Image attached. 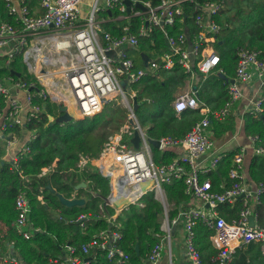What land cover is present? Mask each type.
<instances>
[{
    "label": "built area",
    "instance_id": "built-area-1",
    "mask_svg": "<svg viewBox=\"0 0 264 264\" xmlns=\"http://www.w3.org/2000/svg\"><path fill=\"white\" fill-rule=\"evenodd\" d=\"M99 1L95 0L89 16L82 18L81 5L84 0H39V13L32 11L25 0H18L19 6L14 0H6L8 12L15 17L16 23L0 21V50L9 46L7 53H0L4 63L2 67H8L17 55H21L28 72L34 74L40 84V90L34 92L29 84L17 80L12 74L0 75V169L9 164L13 171H18L24 182L16 197L18 215L13 226L26 239L35 233L29 219L31 178L23 173L20 166L30 151V141L37 136V131L27 126L33 120L41 121L44 114L43 106L34 101L37 93L45 100L66 106L74 118L101 113L108 100L120 97L127 120L109 135L98 157L81 153L77 163L80 172L87 166H94L108 179L110 192L100 207L103 210L109 206L115 210L107 217L110 225L83 244V253L107 250L109 258L118 257L120 262H127L130 255L117 244L122 234L112 228L116 226V217L131 204L143 205L140 201L149 192L155 193V198L167 212L169 203L163 184L184 179L185 192L203 202L182 215L190 264H204L195 243L196 225L200 220L213 230L211 241L217 249L213 257L216 264H232L234 253L242 244L259 243L264 254V223H260L255 209L256 205L262 203L264 183L249 181L245 162L249 149L241 147L234 156L229 171L234 183L230 187L216 191L211 178H202L203 174L216 170L226 156V152H218L210 158V163L206 162L214 147V140L210 136L212 118L226 120L234 103L244 97L243 86H250L256 79L264 83V56H261V51L250 48L239 50L233 78L235 82L231 83L229 79L228 97L214 113L209 114L189 81L187 88L177 95L173 106L178 114L191 108L199 109L206 115L184 137L163 136L157 139L161 150L174 146L183 149L171 162L159 165L153 159L150 137L136 116L133 98L137 90L131 86L143 76L163 68L170 69L176 63L190 73V80L196 76L195 67L206 76L218 70L221 59L215 44L221 32L230 27V23L223 20L227 0H160L158 3L132 0L130 13L124 0H105L104 7ZM137 3H141L143 8L138 7ZM111 9L120 12L114 19L127 21L121 36L104 30L98 21V14L102 10ZM187 13L197 29L194 36L190 26L186 25ZM133 18L137 19L135 30L131 21ZM157 29L168 42V50L154 58L148 55L150 61L147 66L136 65L128 48L139 49L141 55L145 54L140 48L141 40L151 37ZM172 29L176 32L171 33ZM35 42L42 43V52L32 60L28 53ZM219 71L224 73L222 69ZM123 80L127 82L126 87L122 86ZM263 100L262 97L251 100L247 112L255 116L264 113ZM137 130L141 136L138 148L133 142ZM248 138L253 153L264 155L260 137L249 135ZM56 165L57 160L50 166L42 167L38 176H46L55 170ZM239 198L243 200L239 217L228 220L220 215L217 210L220 204H233ZM38 199L44 203L43 194ZM85 217L82 214L78 219ZM168 220L167 215L162 225L165 231L169 230ZM163 249L162 242L157 243L146 262L138 264L157 263ZM63 254L62 258L55 259L57 264H88L77 254L75 246H67ZM0 264H21V259L16 253L2 252Z\"/></svg>",
    "mask_w": 264,
    "mask_h": 264
},
{
    "label": "trees",
    "instance_id": "trees-1",
    "mask_svg": "<svg viewBox=\"0 0 264 264\" xmlns=\"http://www.w3.org/2000/svg\"><path fill=\"white\" fill-rule=\"evenodd\" d=\"M25 1L31 9H35L38 4L37 0ZM152 1L158 3L160 0ZM223 12V20L228 21L230 27L221 32L215 44L221 59L218 70L206 76L195 67L198 98L208 103L211 108H219L225 103L229 79L235 77L241 48L260 50L261 56H264V0H227ZM119 13L118 9L103 12L104 16L113 18L103 24L104 30L114 36H121L123 26L127 23L126 20L114 19ZM187 15L186 25L190 26L194 36L197 29L188 13ZM1 20L16 23L15 17L8 12L6 0H0ZM131 21L135 30L137 19L133 18ZM175 32V29L171 30V33ZM140 48L151 58L168 50L163 33L159 29L151 37L141 40ZM2 60L3 58H0L1 76L12 74L17 80L29 84L34 92L40 90V84L34 74L28 72L21 55H17L8 67H2ZM189 80L190 73L176 63L170 69H160L132 84L131 88L137 90L138 108L135 113L150 138L184 137L196 122L205 117L199 109L191 108L178 115L173 106L177 94L184 90ZM262 96L264 99V85ZM34 101L43 106L44 114L41 121L33 120L27 126L31 130L35 129L37 136L30 141V151L22 159L20 169L31 178L28 193L31 207L29 219L35 233L30 239H26L13 226L18 215L16 197L24 182L17 170L13 171L9 164H5L0 169V235L4 234L3 237L0 236V253H16L21 259V264H57L55 259L62 258L66 247L72 245L88 264L145 263L153 247L162 241L166 233L162 228L165 216L168 215L169 220H179L183 213L194 205L195 199L185 192L184 179H175L163 184L169 203L167 212L163 204L155 198V193L149 192L140 201L143 205L131 204L116 217V226L112 228L122 234L117 244L130 255L127 262H120L118 257L109 258L107 250L98 249L90 254L83 253V244L110 225L107 217L114 214L115 210L109 206L103 210L100 207L110 192L108 179L94 166H87L80 172L77 163L81 153L94 158L99 156L109 135L124 123L115 118L114 112L120 107L109 101L101 113L59 122L57 118L61 113L57 103L43 99L38 93ZM243 120L245 133L258 135L264 147V113L255 116L247 112ZM235 128V115L230 116L227 121L212 118L214 138L222 137ZM180 148L174 146L161 150L153 147L154 162L159 165L171 162L179 155ZM236 153L237 150L227 151L218 168L207 174L213 181L214 190L222 191L224 187H230L234 183L229 171ZM55 160V170L39 177L38 173L42 167L52 165ZM248 174L251 183H264V155H252ZM82 182L87 183V187L78 189ZM49 184L56 193L47 188ZM40 194H43L44 203L38 199ZM58 194L69 199L84 197L86 203L67 206L60 201ZM261 201L257 209L264 214V193ZM242 207L243 200L239 198L233 204H220L217 210L220 215L232 220L239 217ZM82 214L86 217L78 219ZM196 233V247L204 264H216L213 257L217 249L211 241L213 230L200 220L196 225ZM89 257L91 259H88ZM233 264H264L261 246L255 243L247 245L246 250L236 255Z\"/></svg>",
    "mask_w": 264,
    "mask_h": 264
},
{
    "label": "crops",
    "instance_id": "crops-1",
    "mask_svg": "<svg viewBox=\"0 0 264 264\" xmlns=\"http://www.w3.org/2000/svg\"><path fill=\"white\" fill-rule=\"evenodd\" d=\"M38 1L39 0H37L38 4L35 7V9H32V11H34L35 13L41 12L40 2H38ZM94 1L95 0H85L82 3V5H81L82 18H87L88 17V13L90 11L89 9H92ZM14 3L17 6H19L18 0H14ZM99 3H100L101 6H103V7L105 6V0H100ZM87 4L89 5L88 9H86L87 8V6H86ZM90 5H91V8H90ZM103 12H104V10H102L98 14V21L101 22L102 27H103V24L105 22L111 21L113 19L112 17L104 16ZM103 29H104V27H103ZM145 55H148V54H145ZM141 57L143 58V55H141ZM142 62H143V59H142ZM189 81L191 82L192 87H193V89L196 92V96H198L197 95V90H196L197 87H198V85H196L197 84V75L195 76V78L193 80H189ZM188 83H187V85H188ZM187 85L184 88V90L187 88ZM263 85H264V83H261L259 80L256 79V80H254V82L250 86H248V87L247 86H243V89H244V92H245L244 97L239 99L238 101H236L234 103V105L232 106L231 114L229 115L228 118H230V116H232V115H235V121H236V123H238V125L242 129V132H241L240 135L233 137L234 132L233 131H229L226 134H224L222 137H219V138L215 137L214 138V137H212L213 134H212V124H211V126H210V136L214 140V147H213V150L209 152L210 157L206 160L207 163H210V158L212 156H214L218 152H227L229 150H237V152H238L241 147H247L249 149L248 150L249 153L245 157V162H246L247 171H248L250 159H251L252 155H254V153H253V149L251 148L250 140L248 138L249 135H247L245 133V130H244V120H243V118H244V114L247 113L248 106H250V104H251V100H253L256 97H262L263 98V96H262V87H263ZM183 91H181V92H183ZM200 101L203 104L206 105V108L208 109L209 114L218 111L223 106L222 105L219 108H211V106L208 103H206V102H204L202 100H200ZM202 114H204V116L206 115V113H204V112H202ZM227 119L226 120H219V121H227ZM227 139H229V141ZM182 151H183V149L180 148V153L179 154H181ZM205 177H209V176H207V174H203L202 178H205ZM74 198H77V197H74ZM82 198H84V197H82ZM202 204H203V202L201 200L195 199L194 200V205L192 207L201 206ZM259 205H261V204H259ZM259 205H256L255 209H256V211L259 214L260 223H264V214H262L257 209V207ZM168 223H169V230L168 231L164 230L166 233L163 236L162 241H161L163 246H164L163 254H162L161 259L155 264H171V262H173L174 264H190V260H189V258L187 256V253H186L185 230H184V227H183L182 217L179 220L178 219L168 220ZM255 244H259V243H255ZM247 245H249V244H242L240 247L237 248L236 252L234 253L233 262H234V259H235L236 255L240 254V251L247 249ZM233 262H232V264H233ZM247 262H249V261H247ZM146 264H148V263H146Z\"/></svg>",
    "mask_w": 264,
    "mask_h": 264
},
{
    "label": "water",
    "instance_id": "water-1",
    "mask_svg": "<svg viewBox=\"0 0 264 264\" xmlns=\"http://www.w3.org/2000/svg\"><path fill=\"white\" fill-rule=\"evenodd\" d=\"M124 2L127 4L128 6V13H130L131 11V4H132V0H124ZM137 6L140 7V8H143L142 4L141 3H137ZM167 45H168V42L166 41ZM109 55H112V53H108ZM143 64L145 66L148 65L149 61H150V58L148 57V55H145L143 54ZM231 83H234L235 82V79H231L230 80ZM122 86L123 87H126L127 86V82L125 80L122 81ZM133 107H134V110H136L138 108V100L136 98V96L133 98ZM59 111H60V116L57 118V121L59 122H68V121H71L74 117L67 111V107L66 106H59ZM51 121H53V117L51 116L50 117ZM140 132L137 130L134 134V137H133V142L135 144V147H139V144H140ZM150 143L153 145V147L155 148H159L160 146V141L157 140V139H153V138H150L149 139ZM87 186V183L85 182H82L80 185H78V189L81 188V187H86ZM48 189L51 190V192L53 193H56V190L52 187V185H48L47 186ZM59 196V199L60 201L67 205V206H76V205H84L86 203V199L85 198H72V199H69V198H66L64 197L62 194H58ZM251 222L253 223V219H251ZM137 251L139 250L138 247L136 248ZM88 259H91V257H89Z\"/></svg>",
    "mask_w": 264,
    "mask_h": 264
},
{
    "label": "rangeland",
    "instance_id": "rangeland-1",
    "mask_svg": "<svg viewBox=\"0 0 264 264\" xmlns=\"http://www.w3.org/2000/svg\"><path fill=\"white\" fill-rule=\"evenodd\" d=\"M86 6H87L86 9H88L89 5L87 4ZM90 8H91V5H90ZM89 10H91V9H89ZM88 16H89V13H88ZM8 51H9V46H5V47H3L0 50V53H7ZM128 53H129L130 57L133 58V60L135 61L136 65L141 66L143 64L142 57H141V51L139 49H135L134 50L133 48H128ZM129 93H130V91H129V89H127V94H129ZM109 101L114 102L118 107H120L114 112L115 113V118L118 119V120H121L122 122H125L127 120V117H126V111L122 108V106L120 104L121 98L120 97H116V98H113V100H108L107 102H109ZM58 109H59V105H58ZM235 123H236V121H235ZM233 132H234L233 137L238 136V135L241 134L242 129L238 125V123H236V129ZM227 140L229 141V139H227ZM168 208H169V205H168ZM165 219H166V216H165L164 220Z\"/></svg>",
    "mask_w": 264,
    "mask_h": 264
},
{
    "label": "bare ground",
    "instance_id": "bare-ground-1",
    "mask_svg": "<svg viewBox=\"0 0 264 264\" xmlns=\"http://www.w3.org/2000/svg\"><path fill=\"white\" fill-rule=\"evenodd\" d=\"M42 52V43L41 42H35L32 48L30 49L28 53L29 59H34V57Z\"/></svg>",
    "mask_w": 264,
    "mask_h": 264
}]
</instances>
